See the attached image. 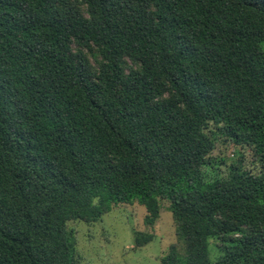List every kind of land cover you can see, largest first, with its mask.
<instances>
[{
	"label": "trees",
	"instance_id": "obj_1",
	"mask_svg": "<svg viewBox=\"0 0 264 264\" xmlns=\"http://www.w3.org/2000/svg\"><path fill=\"white\" fill-rule=\"evenodd\" d=\"M221 138L264 162V0H0V264H79L69 223L136 202L160 264H264V165L212 178Z\"/></svg>",
	"mask_w": 264,
	"mask_h": 264
},
{
	"label": "rangeland",
	"instance_id": "obj_2",
	"mask_svg": "<svg viewBox=\"0 0 264 264\" xmlns=\"http://www.w3.org/2000/svg\"><path fill=\"white\" fill-rule=\"evenodd\" d=\"M212 157L219 161L215 163V169H207L212 178L226 175L229 166L239 162L252 173H260L264 165L252 148L235 145L225 138L217 142ZM168 207V202L162 203L160 218L154 226L146 224L147 210L137 202L115 206L96 223L70 222L69 228L76 234L79 264H160L174 245L184 253V245L178 239L177 225ZM138 234H152L154 239L137 248L135 239ZM218 244L211 241L210 258L214 262L222 256Z\"/></svg>",
	"mask_w": 264,
	"mask_h": 264
}]
</instances>
